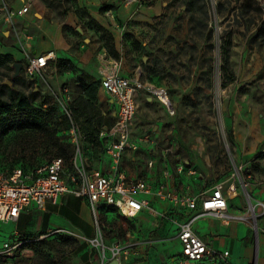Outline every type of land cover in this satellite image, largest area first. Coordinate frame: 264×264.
I'll list each match as a JSON object with an SVG mask.
<instances>
[{"label": "rangeland", "instance_id": "374dc122", "mask_svg": "<svg viewBox=\"0 0 264 264\" xmlns=\"http://www.w3.org/2000/svg\"><path fill=\"white\" fill-rule=\"evenodd\" d=\"M6 1L17 5L25 1L29 12L13 27L0 22V43L9 44L12 50L0 53L10 55L0 62V84L10 81L8 85L23 90L34 112L33 116L0 117V171L18 166L28 169L62 156L56 153L50 135L29 121L47 120L48 130L69 144V156H62L69 171L75 170V157L88 170L101 160L111 138L101 131L114 124L116 108L101 93L100 79L113 68L119 75L165 88L176 109L174 116H167L158 102L139 92L126 132L133 147L124 150L138 175L156 161L173 178H187L194 189L219 182L225 188L232 181L237 160L234 135L244 145L247 136L264 132V0H117L133 7L121 22L111 20L122 37L118 51L112 34L76 0ZM109 1L102 3L115 9V2ZM22 46L32 53H46L50 47L54 57L41 76L26 77L21 67L11 80L12 63L24 62ZM94 82L98 87L92 101L82 94L80 84ZM54 94L67 98L73 108L81 132L78 151L69 139V126ZM49 109L63 121L47 117ZM236 185L244 196L238 180ZM239 202L236 198L233 204ZM98 210L96 236L101 235L105 245L119 240L136 252L126 264L184 261L177 238V223L184 214L176 209L161 210L173 216L171 220L145 213L151 217L148 222L140 219L141 214L126 217L111 206ZM262 218L257 220L260 228L264 227ZM242 223L251 234L250 263L255 264L264 231L255 239L250 224ZM12 228L13 223L5 225L6 230ZM23 238L29 241L17 264H75L78 242L71 236L54 233ZM234 255L236 264L244 263L241 254Z\"/></svg>", "mask_w": 264, "mask_h": 264}, {"label": "built area", "instance_id": "2783aa9c", "mask_svg": "<svg viewBox=\"0 0 264 264\" xmlns=\"http://www.w3.org/2000/svg\"><path fill=\"white\" fill-rule=\"evenodd\" d=\"M127 1L128 3L139 2L138 0ZM28 11L27 4L14 6L6 0H0L1 18L3 23L8 26L13 27L17 18ZM106 14L111 20H115L111 9L107 10ZM22 49L24 75L30 78L41 76L51 58H48L47 54L32 53L26 46H22ZM100 87L111 98L116 108L113 126L109 129L105 127L101 131V135L111 137L106 141L104 149L105 154L112 161L113 170H117L124 150L133 147L126 132L136 110V98L139 92L143 91L149 97L159 101L171 116L175 114V109L165 88L144 84L138 78L119 75L115 68L103 73ZM54 95L63 117L68 122L69 139L78 151L81 132L71 104L67 98ZM73 163L74 171L68 170L61 157L53 158L49 162L27 171L21 167H14L7 172L0 171V221H15L22 210L31 206L42 208L46 200L55 202L57 197L65 192H71L87 199L96 226H98L97 206L100 202L115 207L121 215L126 217H134L144 209L165 219H172L173 216L167 215V212L155 210L151 206L145 195L153 191L146 180L141 178L128 181L119 172L105 174L98 169L88 170L82 163H76V157ZM237 180L245 190V205L241 211L230 212L227 202L230 195L229 189H234V183ZM249 184V175L246 174L244 165L238 164L232 173V184L227 188H224L223 183L219 182L212 186L209 193L196 196L167 190L162 186L154 190L153 193L158 198L170 202L174 209L190 211L186 218L177 223V238L184 258L181 264L199 260H206L207 264H234L228 250L213 248L194 231L193 223L201 216H213L226 222H247L255 232V239L258 237L259 231H264L257 225L258 218L264 216V199L253 196L248 190ZM251 220L254 221L253 224ZM28 241V239L21 238L19 232L14 230L11 237L0 243V264H16L19 254L24 250V244ZM87 242L99 248L101 264L112 259L117 260L118 264H125L136 253L132 251V245L119 240L105 245L101 235L87 239Z\"/></svg>", "mask_w": 264, "mask_h": 264}, {"label": "crops", "instance_id": "0c3cea01", "mask_svg": "<svg viewBox=\"0 0 264 264\" xmlns=\"http://www.w3.org/2000/svg\"><path fill=\"white\" fill-rule=\"evenodd\" d=\"M76 1L78 6L82 7L91 19L98 22V24L102 28L108 30L112 34L114 38L115 50L118 51V45H120L122 42L119 28H114L113 26H111V19L107 15H105V11L102 12L100 10L101 3L106 0ZM109 2H115V4L117 5L115 9H111L117 23L121 22L127 15V13L131 12L133 9L132 6H125L123 4H120L117 0H110ZM25 4V1H20L19 5H13L22 6ZM27 13L17 18V20L24 18ZM0 22H3L1 14ZM3 48H7L8 50L9 48H11L9 44L0 43V53L12 52V50L3 52ZM38 48L39 46H37V49ZM47 51L48 52L46 53L39 52L36 54L49 55L50 52H52L50 51V47L47 48ZM100 90L102 94L105 93L102 88ZM105 95L109 98L111 104L114 105L111 98L106 93ZM148 98L152 101L158 102L162 107L164 113L167 116H171L167 113L165 107L159 101L149 96ZM171 103L175 109L172 100ZM234 138L237 141V160L235 167L238 164L244 165L245 172L247 175H249L250 180L248 190L253 196L264 199V132L247 136L246 140L244 141V145L241 144V140L238 135L235 134ZM128 155L129 153L127 152L122 153L117 170H113L112 161L106 154H104V157L101 160L92 164L90 170L98 169L105 174H117L119 172L122 173L128 181L142 178L151 185L153 192L154 190L162 186L167 190L184 193L190 196H196L202 193H209L212 188V186H210L200 189H194L193 186L191 187V183L187 178L184 180L173 178L169 171H162L159 163L156 161L153 163L152 160V164L147 167L146 171L138 175L139 170L133 167V161H129ZM230 184H232V181H229L225 188L229 187ZM153 192L146 194L145 197H147L151 206L155 210L161 211L169 208H174L170 202L158 198ZM229 193L230 195L228 196L227 200L228 210L230 212L241 211L245 205V198L236 183H234V189H229ZM236 198H239L240 202L235 206L233 204V201ZM241 201H243L244 204H241ZM101 206L108 207L109 205H105L104 203L100 202L97 206V215L99 214L98 209ZM176 211L184 214V217L182 219L186 218L188 214H190L189 210L184 211L176 209ZM145 213L150 212L143 209L139 211L134 217L141 214L140 219H143L144 222H148L149 220H151V217L149 215H145ZM9 223H13V228L10 229V231L5 229V225ZM261 225L264 226V218L261 219ZM193 228L197 235L204 241L208 242L213 248L228 250L230 252V259L234 264L236 263L232 260V257L235 256V253H239L242 255L244 263L251 264L250 262L252 261L253 255L251 234L244 223L238 221L226 222L213 216H201L194 221ZM94 229H96V225L93 221V216L87 199L76 196L71 192H65L60 194L55 202L46 200L42 208L31 206L22 210L15 221H0V236H3L2 240H0V243L6 238L11 237L14 230H17L19 232L21 238H23L24 235L40 234L41 236H45L49 234L59 233L66 236H71L73 239L77 240L78 252L76 257L74 258L75 264H101L102 260L99 248H93L95 246L87 242V239H93L96 237ZM262 229H264V227H262ZM260 238L259 251L255 264H264V235H261ZM92 248L95 249L93 250V252ZM106 263L107 262H104V264Z\"/></svg>", "mask_w": 264, "mask_h": 264}, {"label": "trees", "instance_id": "16d2710c", "mask_svg": "<svg viewBox=\"0 0 264 264\" xmlns=\"http://www.w3.org/2000/svg\"><path fill=\"white\" fill-rule=\"evenodd\" d=\"M112 8H113L112 5L102 3L100 10L102 12H104V11H107V10L112 9ZM223 54H224L223 55L224 61L226 62L227 61V53H226L225 49L223 50ZM9 57H10L9 54H0V62L2 60H7ZM13 63H12V66H13ZM14 79H15V77L12 76L11 80H14ZM91 87H92V92L90 91ZM97 87H98V82H94L92 84H87V83H81L80 84L82 94L92 101L95 100V98H96ZM43 108H45V107H43ZM13 110H15V111H13ZM33 112H34V110L30 107L27 96L23 92V90L14 88L13 86H10L6 83L0 84V117H2V115H7V116H11V117H12V115H13V117L33 116ZM46 116L49 118H53L54 120H57L58 122H62L63 118H64V117L62 118L61 116L56 117L54 115L53 109H49L46 112ZM75 118H76V116H75ZM2 121H4V119ZM28 124L34 125L36 128H40V130H45V132L48 135H50L52 145L54 147H56V153L58 152L60 155H62L64 157L69 156V152L67 149V146H69V144L64 143V142H60L59 137L55 136V131L54 130H51V131L48 130L47 120H44V122H33V121L30 122L29 121ZM22 125L25 126L26 123H24ZM4 131H6V130H4ZM62 156H55L53 158L61 157L64 160V158ZM64 162H65V160H64ZM65 164H66V162H65ZM40 165H43V164H40ZM40 165H36V166H33L32 168H28V169H24L21 166H18V167H21L23 170L27 171L30 169H34ZM32 245H34L33 249H34L35 253H37L38 250H37L36 244H32ZM196 262H201V264H207L206 260H199Z\"/></svg>", "mask_w": 264, "mask_h": 264}, {"label": "water", "instance_id": "95a60500", "mask_svg": "<svg viewBox=\"0 0 264 264\" xmlns=\"http://www.w3.org/2000/svg\"><path fill=\"white\" fill-rule=\"evenodd\" d=\"M13 67H14V73H13V77H15V76H18V74H19V72H20V69H21V67H22V63L21 62H14L13 63ZM8 84H10V81H8L7 82ZM106 264H118L117 263V260H115V259H112V260H110V261H108Z\"/></svg>", "mask_w": 264, "mask_h": 264}, {"label": "bare ground", "instance_id": "6f19581e", "mask_svg": "<svg viewBox=\"0 0 264 264\" xmlns=\"http://www.w3.org/2000/svg\"><path fill=\"white\" fill-rule=\"evenodd\" d=\"M50 57H54V53L53 52H50V54L48 55V58ZM138 73V72H137ZM254 217V216H253Z\"/></svg>", "mask_w": 264, "mask_h": 264}]
</instances>
